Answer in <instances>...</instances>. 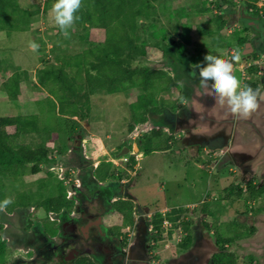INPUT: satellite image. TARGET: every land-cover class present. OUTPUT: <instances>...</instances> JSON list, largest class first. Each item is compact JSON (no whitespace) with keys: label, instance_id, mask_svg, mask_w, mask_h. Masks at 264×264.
<instances>
[{"label":"rangeland","instance_id":"374dc122","mask_svg":"<svg viewBox=\"0 0 264 264\" xmlns=\"http://www.w3.org/2000/svg\"><path fill=\"white\" fill-rule=\"evenodd\" d=\"M18 1L21 6L25 7L28 3H35L37 0ZM172 2L175 7L183 5L185 13L179 17L180 19L176 16V12L171 15L172 19H169V17L165 19L162 16L160 22L163 25L167 24L172 27L178 25L180 29L177 30L173 27L164 42L157 40L156 43H153V41H149L145 47L146 56L133 62V65L161 69L169 74L172 73L175 80L180 83L179 85L181 86L182 83L187 88L191 83L195 84V81L199 80L198 73L194 74L192 72L195 71L194 65L204 63L205 55L209 53L229 59L227 57H231L228 54L230 50L236 52L235 50L243 48V46L240 45L239 47L235 37L228 32L230 27L226 33H223V31H217L215 19L211 21V24L208 23L210 17H214L212 14L218 13L219 9L217 7H212L211 13L198 15L194 12V9H201V4L198 6V3L202 2L201 0H173ZM242 2L244 0H235L233 2L235 4L234 10L230 8L231 15L223 14L222 18L227 21V25L232 24L230 30L239 28L238 26L248 22V30L245 34L252 39L254 35H260L262 29H264V0L256 1L257 7L259 6L258 10L261 13L258 11L260 14L258 18L251 21L240 18V14H238V10L241 11L240 8H243ZM40 6L42 7V5ZM224 7L225 5L222 8ZM139 21L143 24V21ZM71 31H73V28L68 29L69 34ZM89 31L91 40L95 42L103 40L104 32L101 29L90 28ZM57 32L58 27L54 24L50 11L47 15H41L39 20L32 22L29 31L15 30L10 34H5L3 30H0V116L37 113L39 121L42 122L45 128L44 131L34 133L37 135H23L19 141L30 144L34 148L39 146L48 148L47 156L40 162L41 172L35 175L21 174V178L18 177L11 184H9L11 179H5L7 184L3 188L5 190L4 197L11 198L16 204L21 205L0 212V219L5 217L0 231V235L5 241L4 260H1V264L63 263L64 258L61 255L56 254L54 256L51 253V257L47 254V252H51L53 245H56L55 241H57L53 238L54 236L50 237L52 234L49 231L51 229L55 231L53 225L57 223V217L61 218L63 215L48 213L43 208L42 203L48 197L57 195L60 188H63L67 195H72V198L76 193L75 195L79 200L86 201L84 197L86 192L88 193L89 187L80 185L76 175H84V171H86L84 167L93 162L89 158L93 154L94 158L103 156L106 159L112 158V162H116L114 167L115 164H111L112 172L117 173V177L122 174V178H118L119 180L126 179L129 176L130 180L125 186V190L134 197L136 201L135 208L148 207L152 210L159 206L168 205L172 207L170 211L174 208L181 209L177 223L181 221L189 222L187 231L192 234L194 240H197L198 250L203 255H201V261L196 264H212L211 256L217 251L219 247L217 244L221 239L226 238L232 239L227 247L236 255L237 264H264V195L259 198L249 197L245 183L240 180V177H242V179L251 180L253 183H264V117L261 116L263 119L258 118L256 114L259 113H253L247 119V123L252 121L251 119L255 121L256 118V124L248 123L245 128L247 136H242L241 140L236 139L233 141L234 143L230 144L233 147V144L239 143L242 147L245 146L243 148H248H242L241 151H238L241 156L246 155L245 159L239 161L240 167L237 165H220L219 158L210 154L207 149L204 150L205 148L203 149L202 145L201 147L198 145L197 149L194 148V150L189 145H186V149L180 148V140L169 135L168 130L162 129L159 133H154V130H151L145 134L139 145L144 150L148 143L150 150L147 151L148 153L145 156L137 159L135 168L130 165L124 166L121 161L114 157L113 151L119 148V151H121L122 146L130 147L132 140L128 138L130 132L128 131V125L132 121L131 113L135 111L136 115L138 114V109L131 107L132 104H135V95L138 91L135 89L115 93L96 91L90 98L91 111L87 121L73 117L76 122H72L69 115L59 114L56 109H53L54 105L52 107L51 104L54 103L56 97L49 92V87L52 86L50 81L47 82V86L36 85L37 89H34L35 87L31 88V82L36 81V68L44 60L43 56L44 58L50 57V49L58 43L60 44V38L65 37L63 33L58 34ZM196 32H201L203 35L197 37ZM57 34L58 36H56ZM257 39L260 40V43H264V32ZM225 40L229 46L225 44ZM30 41L40 45L38 51L33 52L29 49ZM69 42L71 49H80L83 45L79 41L70 40ZM165 42L167 44L164 45ZM250 43L255 44V41L250 40ZM256 45L257 48H248V51L259 50L260 44ZM176 57L180 59L178 60ZM187 65L194 68L187 72ZM17 70H27L29 74L26 81L21 80L20 94L14 101L9 100L6 96L2 83L7 76ZM234 70V75L244 82L245 79H242L241 70L235 67ZM248 76L249 74L246 72L245 77ZM260 77L261 75L259 77L254 76L255 79H260ZM245 81L247 83L243 84L248 85L253 80ZM154 84L157 87L156 89L154 86L157 94L153 104L165 102L161 104L162 107L174 110L177 100H173L180 97L178 90L175 93L174 89L171 88L169 92L160 93L159 81ZM57 87L56 85L54 92L59 95L62 94ZM258 88L261 89L260 83ZM36 100L42 102L33 105L32 101ZM261 111L260 114L263 115L264 109H261ZM154 117L157 118L156 115L153 117L150 115V123L142 125L140 129L147 130L152 125L154 126L152 120ZM178 117L181 118L182 115L180 114ZM161 118H163L164 123L173 124L170 121L174 119L172 116L164 115ZM182 125L183 123H178L176 128L179 129ZM222 127L225 131L222 135L227 137L231 133L232 136L234 135V129L232 130L231 125L228 127L223 124ZM258 127H261V129ZM8 131L12 132L13 128H8ZM142 133L140 131L139 136ZM205 135L210 137L213 134L208 132ZM82 136L89 137L90 140L79 144L78 141ZM223 140L225 141V139ZM169 141L172 143L167 147L166 144ZM212 144L217 145L218 142L213 141ZM98 146L103 147V150L108 151V153L101 154L103 152H98ZM230 146L227 144L220 148L225 150L226 154L230 153V159L234 162L237 158L230 152ZM83 153L87 154L88 159L85 158ZM82 159H84L83 163L80 162ZM258 162L261 163L260 170L257 169L256 172L250 170V167ZM123 166L129 171L127 172ZM102 168L99 171L100 174L104 170V166ZM67 169L69 173H67ZM86 178L91 183L88 174ZM237 182H239L238 185L241 189L239 197L234 194L236 188H238ZM76 189H80V191ZM248 201L253 202L250 207ZM192 203L194 208L189 207ZM111 215L106 216L108 221L112 219ZM253 215L256 220L253 219ZM203 223L208 225L204 226ZM242 223L243 225L245 223L246 225L256 223L259 231L252 238L235 243L241 239L238 232L242 230L240 226ZM150 227L148 226V228ZM180 229L184 230V226L178 228L176 232ZM44 230L49 231L43 232ZM164 232V239L159 241L156 240L153 234L149 235L148 251L155 262L161 255L167 256L170 251L173 253V250L176 249L177 240L168 238L167 231ZM184 232H186V229L183 234H185ZM177 235L180 236V234ZM139 251L137 249L135 252L138 253Z\"/></svg>","mask_w":264,"mask_h":264},{"label":"trees","instance_id":"16d2710c","mask_svg":"<svg viewBox=\"0 0 264 264\" xmlns=\"http://www.w3.org/2000/svg\"><path fill=\"white\" fill-rule=\"evenodd\" d=\"M172 1L83 0L82 7L77 13L80 18L71 27L73 31L67 37H64L66 39L60 38V44L58 43L50 49V57L44 58L43 56L44 60L36 68V81L31 82V88L36 85L47 86V82L50 81L52 86L49 87V92L56 97L54 103L51 104L52 107L54 105L53 109H56L59 114L69 115L72 122H76L73 117L87 121L91 111L90 98L94 92L100 90L103 93H115L135 89L138 92L135 95V104H132L131 107L138 109V114L136 115L135 111L131 113L132 120H134L128 125V131H131L137 121L142 122L147 119L148 106L153 105V100L157 94V87L154 84L156 81L160 83V93L169 92L171 88L177 90L180 88L174 76L166 71L133 65V62L146 56L145 47L149 41H153V43H156L157 40L164 42L173 27L177 30L180 29L178 25L172 27L167 24L163 25L160 22L162 16L165 19H168V17L172 19L171 15L176 12V16L180 19L179 17L185 13L183 5L175 7ZM201 1V3H198V6L201 4V9H194V12L202 15L209 13L212 7H217L219 9L218 13L212 14L214 17H210L208 23L211 24V21L215 19L217 31L226 33L232 24L227 25V21L222 16H224L223 14L228 16L231 13L230 8L234 10L235 4L233 2L235 0ZM256 1L244 0L240 12H248L258 17L260 11ZM54 2L55 0H44L43 2L37 0L35 3H28L29 5L23 7L18 0H0V30H3L5 34H10L15 30L29 31L32 22L39 20L41 15H47ZM223 5H225L224 8H222ZM240 18H246L250 21L246 16L242 17L240 15ZM139 20L143 21V24ZM233 24L235 25V23ZM238 27L232 29L230 33L237 40L238 46L241 45L243 48L234 50L239 55L246 58L250 57L252 61L255 58L251 55V50L248 51V48L252 49L251 38L245 34L248 30V22ZM90 28L101 29L104 32L103 40L99 42L91 40ZM57 33H62L59 28ZM196 34L197 37L203 35L201 32H196ZM70 40L79 41L83 45L80 49H71L68 44ZM166 42L164 45L167 44ZM225 44H228L226 40ZM42 53L44 52L42 51ZM257 70V66L253 64L247 68L248 74L253 75V81L249 82L248 85L255 89L258 88L260 83L261 88L264 90V82L254 78ZM28 74L27 70H17L3 80L2 86L9 100L15 101L17 99L20 94L21 80L26 81ZM56 85L62 94L59 95L54 92ZM154 86L156 89H154ZM34 89H37V87ZM32 102L33 105H36L42 101ZM8 128H13V131L9 132ZM44 129L37 113L0 116V200L5 198L3 188L7 184L5 182L6 178L11 179L9 182L11 184L18 177L20 179L21 174L35 175L42 171L40 162L47 156L48 148L45 146L34 148L30 144L20 142L19 139L23 135H37L34 133H40ZM134 162V158L130 156L125 164L131 166ZM103 166L104 170L100 174L99 171L103 169ZM93 174L98 176L100 180L106 177L115 178L110 162L100 164ZM118 178H122V174H119L115 179L119 180ZM245 185L249 197L258 198L264 195V183L257 184L251 180H245ZM240 192L241 189L238 186L234 192L236 197L240 196ZM44 201L42 205L47 212H58L61 209L68 212L72 207V200L66 198V192L63 188H60L57 195L48 197ZM19 205L14 202L6 210L14 209ZM119 206L118 209L124 212L123 225H131L133 223L132 202L121 200ZM180 210V208H174L166 213V218L171 224L167 232L168 238H171L173 230L183 228V226L184 230L186 229L185 234L181 237L182 240L176 245L177 254L188 250L193 242L192 234L187 231L189 222L181 221L177 223ZM3 221H5V217L0 219V231L2 230ZM162 221L163 217L159 213H155L149 221H145L146 228L151 225V233L158 241L164 239V231L161 228ZM203 224L204 226L208 225L207 223ZM242 225L240 224V226ZM241 229L238 232L240 238L249 237L255 231L252 224L246 225V223ZM47 231L49 230H45V232ZM49 232L54 233L52 229ZM231 241L230 238L221 239L217 244L219 246L217 251L211 256L212 264H237L236 255L227 247ZM4 254L5 241L0 235V264L4 260ZM73 264L91 263L89 259L85 261L78 258Z\"/></svg>","mask_w":264,"mask_h":264},{"label":"crops","instance_id":"0c3cea01","mask_svg":"<svg viewBox=\"0 0 264 264\" xmlns=\"http://www.w3.org/2000/svg\"><path fill=\"white\" fill-rule=\"evenodd\" d=\"M260 13H261V11H260ZM248 18H249V20H255L252 17H248ZM230 31L231 30L229 28L228 32H230ZM235 53L236 52H234L233 50H230L228 52V54L231 55V57L228 56L227 58H229V59H226V58H224V59L231 60V58L234 56ZM257 53H261V55H263L264 49L259 50ZM252 55L258 56V54H256V53H254V54L252 53ZM249 59L250 58L246 59V57L240 55V63L234 64V67L236 69L241 70L242 77H243L242 79H245V80H253V75H249L248 77H245V74L247 72L246 71L247 67L245 66V63L247 62V64H250L251 62L248 61ZM261 64H263V63H260V65ZM260 65H259V67H260ZM186 68H187V72H190L194 67L191 65H187ZM262 71H264V69L263 70L261 69V72ZM192 73L197 74L198 69H195V71H193ZM257 74H258V76L261 75L260 72H257ZM170 75L174 76V74L172 75V73ZM245 80H244V82H243V80L241 81L242 86L244 85L243 83L246 82ZM178 81H180V80H178ZM177 83L180 84L179 82H177ZM185 87H186V85H183L181 83V86L178 89V94L180 97L183 96L184 100H183V102H181V100L179 99L180 97L174 98L173 101L177 100V102H175V105H174L175 106L174 110H170V108H167V107H162L163 105H161V104H164L165 102H159L158 104L149 105L148 106L149 110L146 112L147 113L146 114L147 119L145 121H142V122L137 121V123L134 125V128L129 132L128 138H130V140H132L130 147L128 148V147L122 146L121 151H124L125 149H127V151L122 153V154H120V152H121V151H119L120 148L113 151L114 157H116V159L121 161L124 164V166L127 165V164H125V162H127V161H123V159H122L123 157H127V158H129L130 156L133 157L135 162L132 163L131 166H132V168H135L137 159L140 158L141 156H145V154L149 152L150 148H149L148 143H147L146 147L144 148V150L141 148V146L139 144L141 143L145 134L151 130H154V133H159L161 131V129L162 130H168L169 135H172L173 138H175V139L177 138L178 140H180V142H181V144L179 145L180 148L186 149V145H189V147H191L194 150V148L197 149L196 147L198 145H200V147L202 145L203 149L205 148L204 150L207 149L208 151L218 153V152H220V150L222 151V149H219V148L221 146L226 145L224 143H228V145L230 146V144L234 143L233 141H235L236 139L241 140L242 136H247V134H246L247 132L245 133V128H246V125H248V123L249 124H252V123L256 124V122H257L256 118H255V121L253 119H251L252 121H248V123H247V119L249 117L247 119H240V121H234V118L231 115L226 113V109L215 102L214 97H212V95L210 93V89L202 87L200 85L199 80L195 81V84L191 83L187 88H185ZM174 91L176 93L177 89H174ZM261 109H264V103H261L259 106V109H257V111H256L259 113V114H256L258 118H261V116L264 117V113H263V115L260 114L262 112ZM256 112H254V113H256ZM180 114L182 115L181 118L178 117ZM150 115H152V117L156 115V117H157L156 119H155V117L152 118L155 125L154 126L152 125L147 130L140 129L142 125H146L147 123H150V120H149ZM164 115L172 116L174 119L170 120V121L173 122V124L164 123L163 118H161ZM183 115H185V116H183ZM201 115H203L204 118H200ZM261 119H263V118H261ZM133 121L134 120H132L130 123H132ZM178 123H183L182 127L179 129L176 128ZM223 124H226L228 127L231 125L232 130L234 129L233 130V132H234L233 136H232V133L228 137L225 135H222V133L225 132L224 128L222 127ZM258 128L261 129V127H258ZM136 131H139V132H136ZM140 131L143 132L141 134V136H139ZM208 132L212 133L213 135H211L210 137L206 136L205 134ZM189 134L191 136H188ZM226 138H227V140H226ZM223 139H225V141ZM89 140H90L89 137L82 136L80 141H78V143L79 144L83 143V142L85 143L86 141H89ZM213 141H217L218 144L217 145L212 144ZM171 143L172 142L169 141L166 144V146L168 147V145ZM233 145H234L233 147L230 146V148L232 150V151L230 150V152L234 156H236L237 159L234 162H232L230 159L231 158L230 153H227L224 156H219L218 160L221 161L220 165H224V164L229 165V166L230 165H233V166L237 165L238 167H240L239 161L241 159H245L244 157L246 155L241 156V154L238 153V151H241V149L245 146L242 147L241 144L239 145V143L233 144ZM103 149L104 148L101 146L97 147L98 152H103L101 154L108 153V151L106 152V150H103ZM243 149H248V148H243ZM127 153H129V154H127ZM134 153H136V154H134ZM83 155L85 156L86 159H88L87 154L83 153ZM94 157H95L94 154L92 156H90L89 158H91L93 160V162L89 163V166L85 165V167H84V169H86V171H84L85 176L77 174L76 175L77 179L80 181V185L82 184L83 187L91 188V191H93V192L95 189L99 190V189H101L102 185H105L106 186V188H105L106 194L111 195L110 193L112 191H111V188L108 186L109 177H106L105 179L100 180V178L98 176H95L93 174V172H95L96 168L100 164H102L103 162H110L112 165L115 164V165H113V167L116 166V162L113 163L111 160L112 158L106 159V158H104V156L101 158L100 157L94 158ZM80 162L83 163L84 159L80 160ZM244 162H246V160H244ZM260 165H261V163L258 162L254 165L257 167L252 166V167H250V170L256 172L257 169L260 170V168H261ZM124 169L127 172L129 171L125 167H124ZM79 170H80V168H79ZM67 173H69L68 169H67ZM87 174L90 176L89 179H91L90 180L91 183H89L87 181V178H86ZM113 175H115V173ZM126 176H127V174H126ZM128 178H129V176H128ZM124 180L125 179H123V181ZM129 180H130V178L128 179L127 183H129ZM240 180L245 183V179H242V177H240ZM254 183H256V182H254ZM237 184H239V182H237ZM121 196L123 197L124 200H130L132 202V213L131 214L133 216V223L132 224H134V227L136 226V224L140 220H142L145 224V221H149L155 213H159L163 217L162 226H161L163 231H164L163 227L165 225L167 226L168 224H170V222L166 218V213L169 212L170 208H172V207H170L168 205H163V206H159V207L152 209V210L148 207H143V208L137 207V208H135V204H136L135 202L136 201H135L134 197H132L131 195L128 194L127 190L123 189V193ZM192 206H194L193 203L189 205V207H192ZM192 208H194V207H192ZM166 210H168V211H166ZM134 216H136V217H134ZM252 217H253V219L256 220V218H254L255 217L254 215ZM122 222H123V220H122ZM131 225H129V226H131ZM252 225L255 228L254 233L249 237H244L241 239L239 238L240 240L236 241L235 243L241 242L242 240L245 241V239H248L250 237L252 238L253 235L258 233L259 229H258V226L256 225V223L252 224ZM241 228H243V225L241 226ZM148 229L151 230L152 227H150ZM192 244H193V242H192Z\"/></svg>","mask_w":264,"mask_h":264},{"label":"flooded vegetation","instance_id":"af4514ba","mask_svg":"<svg viewBox=\"0 0 264 264\" xmlns=\"http://www.w3.org/2000/svg\"><path fill=\"white\" fill-rule=\"evenodd\" d=\"M239 12L238 14L242 17L257 19V16L248 12ZM263 32L264 29L260 35L256 34L251 39L255 41V44H252V49L257 48L256 44H260L259 50L264 49V43L257 40V37L259 38ZM259 50L252 51L251 55ZM260 67L263 70L264 63ZM260 73L259 81L264 82V76H262L264 71ZM114 177H117V173ZM108 180V186L112 191L109 190L111 195L106 194L105 185H102L99 190L95 189L94 192L88 188L86 196L85 193L83 194L86 201L79 200L75 193L74 198L71 196L68 198L72 200L73 209L71 208L68 212L65 209L58 212L51 211L59 216L63 215V217H57V223L53 225L55 231L50 237L54 236L53 238L57 241H55L56 245H53V251L51 250L47 254L50 256L51 253L54 256L61 255L64 258V264H73L78 258L85 261L89 259L91 264H196L201 261L203 255L198 250L197 240L193 238V244L188 250L177 254L175 249L173 253L170 251L167 256H160L158 252L160 257L155 262L148 251L151 230L146 229L142 220L132 230L127 228L128 226H124L122 222L124 212L118 207L119 202L124 200L121 195L128 184V178L123 181L110 177ZM77 190L80 191V189ZM109 214H112V219L108 221L106 216ZM137 249L140 250L138 253L135 252Z\"/></svg>","mask_w":264,"mask_h":264},{"label":"clouds","instance_id":"9594fccd","mask_svg":"<svg viewBox=\"0 0 264 264\" xmlns=\"http://www.w3.org/2000/svg\"><path fill=\"white\" fill-rule=\"evenodd\" d=\"M82 3L83 0H55V2L53 3L50 9L51 18L54 24L60 29L65 37H67L69 34L68 29H70L79 20L80 17L77 15V13L80 11ZM28 47L31 51L36 52L38 51L40 45L34 41H30ZM235 54L231 58V60H226L219 56L208 53L204 56V63L196 64L194 65V67L195 69L199 70L198 79L200 85L202 87L210 89V93L212 97H214L215 102L224 107L226 109V113L231 115L234 118V121H238L240 119H247L248 117H250L254 112L257 111L260 104L264 103V90L262 88L254 89L249 85L242 86L241 81L234 75V64H236V62L233 63V61L239 60V54ZM253 56L255 59H253L252 61L251 59H249L248 61L251 63L247 64L246 62L245 66L248 68L253 64L257 66V72H261V67H259V65L260 63H262V61H264V54L261 55L260 53L258 54V56ZM246 59H248V57ZM257 72L254 76L259 77ZM246 83L247 81L245 82V84ZM179 99L181 100V102H183L184 97L181 96ZM200 118H204V116L201 115ZM225 144L227 145L228 143ZM224 151L225 150L222 149V151L220 150V152L218 153L211 151L209 152L213 156L219 158V156H223L226 154ZM208 158L210 159V156ZM126 161H128V158ZM70 196L72 195L66 194V198H69ZM13 203L14 201L11 198L7 197L3 200H0V212L6 211V209ZM248 203L249 207L251 203L253 204V202L249 201ZM50 212L51 211H49L48 213ZM129 227L134 229V224ZM177 234H180V236H178ZM182 234L183 230L181 229L180 232L179 230L177 232L176 230H173L171 232V239L175 240L178 236L179 240L181 241ZM179 240L177 241V243L180 242Z\"/></svg>","mask_w":264,"mask_h":264},{"label":"built area","instance_id":"2783aa9c","mask_svg":"<svg viewBox=\"0 0 264 264\" xmlns=\"http://www.w3.org/2000/svg\"><path fill=\"white\" fill-rule=\"evenodd\" d=\"M123 159V161H126L127 160V158L126 157H123L122 158ZM168 226V227H167ZM165 225L163 228H164V230H166V231H168L169 230V228L171 227L170 226V224H168V225ZM127 228H129L130 230H132L133 228H130V227H127ZM179 232H180V230H179ZM177 241L179 240V237H177V239H176Z\"/></svg>","mask_w":264,"mask_h":264},{"label":"water","instance_id":"95a60500","mask_svg":"<svg viewBox=\"0 0 264 264\" xmlns=\"http://www.w3.org/2000/svg\"><path fill=\"white\" fill-rule=\"evenodd\" d=\"M235 55H236V54H235ZM235 62L238 63V64L240 63V55H239V60H238V61H233V63H235ZM126 151H127V149H125L124 151H121L120 154H122V153H124V152H126Z\"/></svg>","mask_w":264,"mask_h":264}]
</instances>
